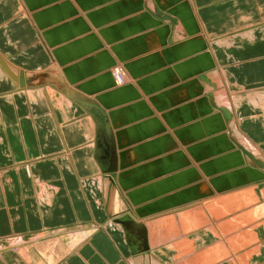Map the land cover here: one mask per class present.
<instances>
[{
    "label": "crops",
    "instance_id": "0c3cea01",
    "mask_svg": "<svg viewBox=\"0 0 264 264\" xmlns=\"http://www.w3.org/2000/svg\"><path fill=\"white\" fill-rule=\"evenodd\" d=\"M0 61V264H264V0H0Z\"/></svg>",
    "mask_w": 264,
    "mask_h": 264
},
{
    "label": "bare ground",
    "instance_id": "6f19581e",
    "mask_svg": "<svg viewBox=\"0 0 264 264\" xmlns=\"http://www.w3.org/2000/svg\"><path fill=\"white\" fill-rule=\"evenodd\" d=\"M248 28V27H247ZM251 31V30H250ZM240 32V31H239ZM250 35V34H249ZM254 35V34H253ZM248 37V36H247ZM249 38V37H248ZM235 40V39H234ZM243 48V47H242ZM239 56H240V54H239ZM241 57V56H240ZM118 66V65H117ZM116 67V66H115ZM121 69V68H120ZM122 75H124L123 73H121V72H118L117 73V83L118 84H121V83H123L124 82V78H123V76ZM126 75V74H125ZM219 76V75H218ZM218 80V79H217ZM220 80V79H219ZM225 80V79H224ZM221 90V89H220ZM215 92V91H214ZM228 92V91H227ZM219 93V92H218ZM223 93H224V91H223ZM218 95V94H217ZM220 95V94H219ZM222 96H224L223 94H222ZM218 97V96H217ZM225 98H227L226 97V94H225V96H224ZM223 97V99H225ZM219 98V97H218ZM220 98H221V96H220ZM233 99V98H232ZM217 100V99H216ZM220 101L222 102V99H220ZM223 101H226V99L225 100H223ZM228 101V100H227ZM250 101V100H249ZM219 102V101H218ZM220 103V102H219ZM223 103V102H222ZM224 103H226V102H224ZM226 105V104H225ZM228 107V106H227ZM230 107V106H229ZM244 138H242V140H243ZM244 141H245V139H244ZM253 145V144H252ZM251 146V145H250ZM246 147H247V145H246ZM252 147V146H251ZM256 148V147H255ZM255 148H253L254 150H255ZM253 149H251V150H253ZM253 152H255V151H253ZM258 152V151H257ZM185 210V209H184ZM146 229V228H145ZM145 261H146V259H145ZM130 263H131V260L129 261ZM146 264H155L154 262H150V263H148V262H146Z\"/></svg>",
    "mask_w": 264,
    "mask_h": 264
},
{
    "label": "water",
    "instance_id": "95a60500",
    "mask_svg": "<svg viewBox=\"0 0 264 264\" xmlns=\"http://www.w3.org/2000/svg\"><path fill=\"white\" fill-rule=\"evenodd\" d=\"M1 64L3 65L4 69L7 71V68L4 66V64L2 62H1ZM101 125L104 126V129H105V132H106V136L108 138L107 144L109 145V147H111L112 139H111L110 133L108 131L107 125L104 122H103V124L101 123ZM123 222H124V224H126V222H127V224L129 223L128 220L127 221H123ZM145 240H146L145 236L143 235V241L145 242ZM144 250H147V247H145Z\"/></svg>",
    "mask_w": 264,
    "mask_h": 264
},
{
    "label": "rangeland",
    "instance_id": "374dc122",
    "mask_svg": "<svg viewBox=\"0 0 264 264\" xmlns=\"http://www.w3.org/2000/svg\"><path fill=\"white\" fill-rule=\"evenodd\" d=\"M112 75L114 76V78H115V81H116V83H117V76H116V74L115 73H113V68H112ZM101 113H99V115H100ZM98 119H99V121H101L102 122V124H103V121H102V117L101 116H98ZM100 122V123H101ZM101 127H104L103 125L101 126Z\"/></svg>",
    "mask_w": 264,
    "mask_h": 264
}]
</instances>
